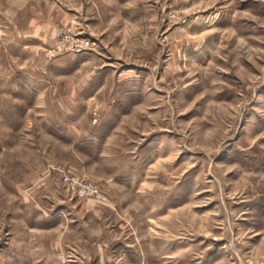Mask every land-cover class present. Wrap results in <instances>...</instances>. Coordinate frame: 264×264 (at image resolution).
<instances>
[{
  "label": "rangeland",
  "instance_id": "obj_1",
  "mask_svg": "<svg viewBox=\"0 0 264 264\" xmlns=\"http://www.w3.org/2000/svg\"><path fill=\"white\" fill-rule=\"evenodd\" d=\"M0 264H264V0H0Z\"/></svg>",
  "mask_w": 264,
  "mask_h": 264
},
{
  "label": "built area",
  "instance_id": "obj_2",
  "mask_svg": "<svg viewBox=\"0 0 264 264\" xmlns=\"http://www.w3.org/2000/svg\"><path fill=\"white\" fill-rule=\"evenodd\" d=\"M70 189L73 194L79 199L87 198H98L102 200H107L104 195L101 193L99 186L88 179L80 175H73L70 178Z\"/></svg>",
  "mask_w": 264,
  "mask_h": 264
}]
</instances>
